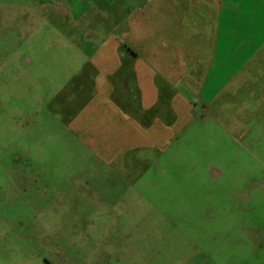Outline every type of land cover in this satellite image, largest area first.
<instances>
[{
  "label": "rangeland",
  "instance_id": "rangeland-1",
  "mask_svg": "<svg viewBox=\"0 0 264 264\" xmlns=\"http://www.w3.org/2000/svg\"><path fill=\"white\" fill-rule=\"evenodd\" d=\"M132 4L0 0V264H264V118L111 165L107 130L72 134Z\"/></svg>",
  "mask_w": 264,
  "mask_h": 264
},
{
  "label": "crops",
  "instance_id": "crops-1",
  "mask_svg": "<svg viewBox=\"0 0 264 264\" xmlns=\"http://www.w3.org/2000/svg\"><path fill=\"white\" fill-rule=\"evenodd\" d=\"M132 1L105 41L108 93L83 104L77 122L91 124L73 135L107 130L111 165L164 151L197 115L240 132L264 118V0Z\"/></svg>",
  "mask_w": 264,
  "mask_h": 264
}]
</instances>
